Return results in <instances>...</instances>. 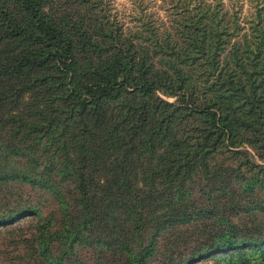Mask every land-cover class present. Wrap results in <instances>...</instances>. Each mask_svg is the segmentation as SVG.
Wrapping results in <instances>:
<instances>
[{
    "label": "trees",
    "instance_id": "1",
    "mask_svg": "<svg viewBox=\"0 0 264 264\" xmlns=\"http://www.w3.org/2000/svg\"><path fill=\"white\" fill-rule=\"evenodd\" d=\"M192 14L0 0V264H264V37Z\"/></svg>",
    "mask_w": 264,
    "mask_h": 264
},
{
    "label": "rangeland",
    "instance_id": "2",
    "mask_svg": "<svg viewBox=\"0 0 264 264\" xmlns=\"http://www.w3.org/2000/svg\"><path fill=\"white\" fill-rule=\"evenodd\" d=\"M108 12L121 24L124 31L142 32L145 26H149L158 34L178 33V22L181 16L186 15L192 9L194 18L201 17V21L207 24L206 29L214 31L222 29L220 37L221 54L224 58L228 56L232 44L239 43L245 39L247 42H256L257 37H264V0H104ZM196 20V19H195ZM197 25L203 27L197 20ZM263 28V31H259ZM256 49L252 48L247 55H253ZM262 54L258 56V59ZM161 97L172 101L170 97ZM247 149V148H246ZM249 150V149H247ZM250 151V150H249ZM254 164H262L252 153ZM242 159L241 155L234 160ZM25 191H29L25 189ZM36 195L35 192L30 193ZM42 198V199H41ZM40 196V203L44 209H51V204ZM4 234L0 235V249L10 251L6 246Z\"/></svg>",
    "mask_w": 264,
    "mask_h": 264
}]
</instances>
